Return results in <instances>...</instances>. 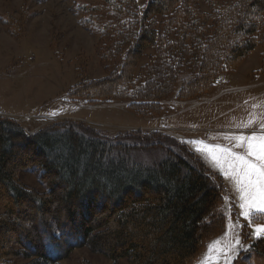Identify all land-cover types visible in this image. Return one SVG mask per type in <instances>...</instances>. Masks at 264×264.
<instances>
[{"label": "trees", "instance_id": "16d2710c", "mask_svg": "<svg viewBox=\"0 0 264 264\" xmlns=\"http://www.w3.org/2000/svg\"><path fill=\"white\" fill-rule=\"evenodd\" d=\"M98 2L83 9L103 22L99 53L108 72L72 86V100H123L136 115H156L178 83V99L204 94L256 46L264 73V0L218 7L205 0L207 11L199 0H147L142 8L137 0ZM130 137L109 139L73 122L27 133L0 118V264H63L84 246L130 264H193L225 227V186L173 137ZM138 148L165 152L144 164L130 157ZM28 167L42 170L46 190L21 182ZM38 222L63 229L58 250L42 242ZM249 246L232 264H264V238Z\"/></svg>", "mask_w": 264, "mask_h": 264}, {"label": "rangeland", "instance_id": "374dc122", "mask_svg": "<svg viewBox=\"0 0 264 264\" xmlns=\"http://www.w3.org/2000/svg\"><path fill=\"white\" fill-rule=\"evenodd\" d=\"M199 1L205 11L210 9L205 0ZM212 2V7H218L224 0ZM137 3L142 8L147 0H137ZM95 5H99L98 0H0V118L13 119L27 133L55 123L73 122L109 139L125 140L137 132L158 131L180 143L203 139L221 145L231 143L226 139L230 134L241 131L249 134L251 129L243 125L250 119L264 120L260 46L244 57L234 70L221 73L211 90L204 94L178 99V83L175 92L162 100V110L156 115H136L123 100L70 99L68 93L72 86L82 79L105 77L108 72L99 53L98 30L101 31L103 22L83 9ZM85 18L93 22L86 26ZM140 61H145V57ZM185 145L189 149L192 147ZM163 151L162 148H138L131 151L130 157L136 162L150 164L156 162ZM205 165L212 171L208 164ZM41 173L39 167H28L19 171V177L26 187L44 191L47 186L40 180ZM213 173L221 178L225 195L235 205L238 194L232 182ZM223 206L227 217L224 229L207 241L193 264H199L213 240L223 238L218 246L223 248L234 242L235 234L241 232L239 228L229 229L225 201ZM232 212L238 213L239 208L234 206ZM95 214L94 222L100 218L98 211ZM256 222L264 223V218H257ZM240 223L246 225L247 221L241 218ZM71 225L76 228V223ZM225 232H228L227 237ZM251 232L252 228L244 227L241 240L245 249L254 241ZM8 234L13 237L12 232ZM62 263L130 264L126 258L110 260L87 246L73 249ZM218 264H225L223 255Z\"/></svg>", "mask_w": 264, "mask_h": 264}, {"label": "snow or ice", "instance_id": "6c2138e0", "mask_svg": "<svg viewBox=\"0 0 264 264\" xmlns=\"http://www.w3.org/2000/svg\"><path fill=\"white\" fill-rule=\"evenodd\" d=\"M254 124L257 127H253ZM243 127L251 129L250 133L241 131L230 134L226 137L231 142L229 145L210 143L203 139L181 141V144L192 145L189 151L199 155L200 163L208 164L213 172L231 181L238 194L235 205L228 195H224L223 200L228 208L229 229L239 228L241 232L235 234L234 242H229L223 248L218 247L223 238L209 243L199 264H218L221 255L225 258V264H232L239 258L240 250L245 249L241 235L246 226L252 228L250 235L254 239L264 238V223L256 222L257 218H264V120L257 122L250 119ZM234 206L239 208L238 213L232 212ZM241 218L247 221L246 225L240 223ZM37 226L41 231L42 242L53 251L58 250L61 239L66 236L63 229L59 225L53 227L51 222L47 226L38 222ZM25 227L31 228V225ZM224 236L227 237L228 232Z\"/></svg>", "mask_w": 264, "mask_h": 264}]
</instances>
